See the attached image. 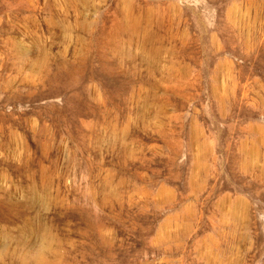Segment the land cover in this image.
Returning a JSON list of instances; mask_svg holds the SVG:
<instances>
[{"label":"rangeland","instance_id":"374dc122","mask_svg":"<svg viewBox=\"0 0 264 264\" xmlns=\"http://www.w3.org/2000/svg\"><path fill=\"white\" fill-rule=\"evenodd\" d=\"M0 264H264V0H0Z\"/></svg>","mask_w":264,"mask_h":264}]
</instances>
